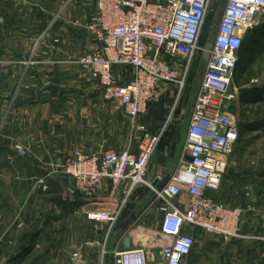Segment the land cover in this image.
Wrapping results in <instances>:
<instances>
[{
	"label": "crops",
	"instance_id": "obj_1",
	"mask_svg": "<svg viewBox=\"0 0 264 264\" xmlns=\"http://www.w3.org/2000/svg\"><path fill=\"white\" fill-rule=\"evenodd\" d=\"M96 2L0 0V264H72L78 249L88 264L101 262L104 254V264H112L113 253L125 250V237L131 240L130 250L146 251L148 264H164L162 250L172 240L161 234L166 204L153 189L133 192L113 230L88 220L87 213L111 211L122 201L123 187L114 191L106 180L92 200L67 195L74 181L62 168L75 151L122 152L132 134L130 124H122L123 112L78 64L98 47L84 29L96 13ZM171 98L151 104L137 121L161 138L146 177L152 187L176 175L184 154L179 147L187 141L191 116L188 122L172 119ZM122 125L127 146L121 144ZM18 144L26 148V157L18 155ZM130 149L139 152L134 145ZM242 155L236 149L221 190L210 195L229 207L254 205L257 211L244 216L242 232L254 237L264 234V183L242 166ZM188 202L183 194L171 204L185 211ZM132 213L138 219L119 236ZM185 233L195 240L185 264H264V245L257 241L226 242L191 227Z\"/></svg>",
	"mask_w": 264,
	"mask_h": 264
},
{
	"label": "built area",
	"instance_id": "obj_2",
	"mask_svg": "<svg viewBox=\"0 0 264 264\" xmlns=\"http://www.w3.org/2000/svg\"><path fill=\"white\" fill-rule=\"evenodd\" d=\"M215 2L218 0H97L96 13L84 29L98 47L84 54L78 64L102 86L107 100L137 122L151 104L164 99L171 86L185 88L192 63L203 51L200 41ZM263 24L264 0H228L225 4L205 74L196 89L181 166L161 193L146 181L160 137L146 134L138 122L134 129L143 133L138 154L127 150L94 155L74 152L62 168L74 181L68 196L92 200L103 191L106 180L114 191L124 188L120 203L111 211L88 212V220L113 230L133 192L149 187L166 204L161 234L172 241L162 250L164 264H185L191 255L195 240L185 233L186 227L226 242L255 239L242 232L244 216L255 213L256 207L225 206L210 194L221 190L240 140L239 124L230 107L239 52L248 33ZM129 69L131 78L123 83L122 70ZM15 150L21 157L28 154L20 144ZM183 194L189 202L180 211L171 202ZM104 255L95 264H104ZM71 261L88 264L80 249L73 252ZM112 264H148V256L144 249L116 250Z\"/></svg>",
	"mask_w": 264,
	"mask_h": 264
},
{
	"label": "rangeland",
	"instance_id": "obj_3",
	"mask_svg": "<svg viewBox=\"0 0 264 264\" xmlns=\"http://www.w3.org/2000/svg\"><path fill=\"white\" fill-rule=\"evenodd\" d=\"M228 0H218L217 7L213 9L207 17L206 25L204 28V34L201 37L200 45L204 49L206 43L213 42L217 27L220 20V13L227 3ZM253 39L249 38L246 40V47L253 48ZM252 55H246L242 63L240 64L238 70L235 73L231 91L235 94L234 99L230 103L231 110L233 115L238 122L239 126L243 124L251 125L249 130L246 131L238 144L237 152H243L241 164L244 168L251 169L262 180L264 183V128L262 124L264 123V102H261L256 105H245L242 100V94L246 90H253L255 88H262L264 86V37L261 36V46L255 47ZM201 55H198L194 62L192 63L191 72L186 81V86L183 90L170 87V92L165 95L172 98L169 100L170 107L172 109V119H180L182 121H189L191 116L195 93L198 87L199 82L203 79L205 74V66L201 65ZM186 64L187 62L184 61ZM131 74L128 73V76L121 75L122 81L129 80ZM164 97V99H165ZM162 99L160 104L164 101ZM140 118V117H139ZM138 118V119H139ZM137 119V121H138ZM130 121V122H129ZM130 124L131 138L130 142H126V132L122 125V146H127L125 149L120 151H131L132 146H136L139 150V145L141 139L143 138V133L134 129L135 122L127 116H122V124ZM144 126L143 124H140ZM145 127L146 134L148 130ZM150 135V134H148ZM129 140V139H128ZM124 143V144H123ZM161 144V138L158 145ZM181 155L183 154V146L179 147ZM114 150V149H109ZM116 151V150H115ZM156 152V151H155ZM258 177V178H259ZM254 238L250 241H257V245H264V234H253ZM255 244V245H256ZM252 245V244H251Z\"/></svg>",
	"mask_w": 264,
	"mask_h": 264
},
{
	"label": "trees",
	"instance_id": "obj_4",
	"mask_svg": "<svg viewBox=\"0 0 264 264\" xmlns=\"http://www.w3.org/2000/svg\"><path fill=\"white\" fill-rule=\"evenodd\" d=\"M203 34H202V36H203ZM261 36L264 37V24L261 27L253 30L252 32H249L248 35L246 36V38H245V40L241 46L240 52H239V62H238L236 71L238 70L240 64L242 63V61L244 59V57H246V55H252L253 52L255 51L254 48L261 46ZM249 38L253 39V41H252L253 48L252 49H250L249 47L248 48L246 47V40ZM122 71H123L125 76H128V73L132 74V71L130 69L126 70V71H124V70H122ZM236 71H235V73H236ZM242 100H243L245 105H249V104L256 105V104H259L261 102H264V86L262 88H255L253 90L244 91V93L242 94ZM262 127L264 128V123L262 124ZM250 128H253V127H251V125H248V124H243V125L239 126L240 140L242 138V135L246 131H251V130H249ZM240 140H239V142H240ZM125 214H126V212H125Z\"/></svg>",
	"mask_w": 264,
	"mask_h": 264
},
{
	"label": "water",
	"instance_id": "obj_5",
	"mask_svg": "<svg viewBox=\"0 0 264 264\" xmlns=\"http://www.w3.org/2000/svg\"><path fill=\"white\" fill-rule=\"evenodd\" d=\"M217 7V2L214 3L213 8L215 9ZM224 8V7H223ZM223 15V9L220 13V18ZM213 48V43L212 42H208L206 43L203 51H202V55H201V65H206L209 62L210 59V54ZM171 180L170 176H166L165 178H163L162 180L156 182L154 184L155 190L157 193H161L166 186L168 185L169 181ZM138 219V214L136 213H132L129 218H127L120 226L119 231H118V235L119 236H123L127 230L129 229V227L134 224L136 222V220ZM122 245L124 247L125 250H129L130 246H131V240L128 237H125L122 241Z\"/></svg>",
	"mask_w": 264,
	"mask_h": 264
}]
</instances>
